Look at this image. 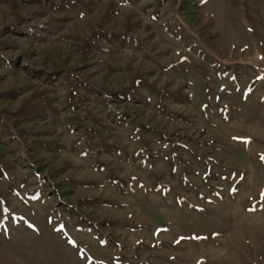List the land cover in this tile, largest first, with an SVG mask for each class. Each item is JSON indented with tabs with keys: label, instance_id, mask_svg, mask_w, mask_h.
I'll list each match as a JSON object with an SVG mask.
<instances>
[{
	"label": "rangeland",
	"instance_id": "obj_1",
	"mask_svg": "<svg viewBox=\"0 0 264 264\" xmlns=\"http://www.w3.org/2000/svg\"><path fill=\"white\" fill-rule=\"evenodd\" d=\"M0 264H264V0H0Z\"/></svg>",
	"mask_w": 264,
	"mask_h": 264
}]
</instances>
